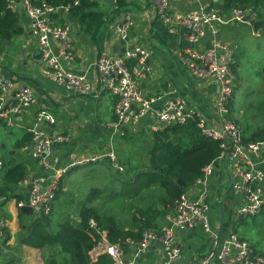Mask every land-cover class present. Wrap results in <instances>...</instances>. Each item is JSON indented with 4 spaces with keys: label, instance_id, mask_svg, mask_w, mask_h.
<instances>
[{
    "label": "built area",
    "instance_id": "2783aa9c",
    "mask_svg": "<svg viewBox=\"0 0 264 264\" xmlns=\"http://www.w3.org/2000/svg\"><path fill=\"white\" fill-rule=\"evenodd\" d=\"M96 1L102 7H108L111 14L119 13L110 22L107 45L96 50L95 57L79 72L70 68L80 54L73 38L74 27L68 16V7L21 0L32 22L42 73L70 92L95 97L107 92L115 96L116 119L109 125L111 137L122 138L128 132L136 133L141 126L154 132L173 124L194 121L201 133L219 143L221 151L212 163L204 167L203 176L175 200L173 209L162 217L157 228L146 229L136 242L127 239L131 244L129 250L120 244L110 243L106 231L97 230V223L92 219L90 225L102 235L90 251L92 261L106 253L114 264H142L151 257L152 247L159 240L162 246L156 264H181L184 255L177 231L187 232L199 227L210 238V252L197 262L185 264H264L263 253L255 250L233 228L222 232L219 221L213 225L211 215L214 202L211 194L215 189L210 188V183L217 171L224 172L238 199L232 215L234 222L264 209V133L247 140V134L231 115L237 46L220 37L224 26L250 23L254 17L241 8L225 13L212 0H145L137 12L125 8L127 6L119 7V0ZM126 2L132 3L131 0ZM178 3L189 6L186 10H179ZM155 15L171 33L181 32L187 41L175 52L177 63L193 79L215 83L209 92V113L193 107L178 92L165 77L161 64L152 60L149 38L138 35L134 30L144 21L147 24L151 22ZM116 42L125 51L114 53L112 45ZM2 57L0 51V60ZM35 102L36 95L31 85L0 72V121L12 124ZM56 122L52 111L41 108L26 128L32 134V140L22 146L49 172L34 178L28 199L18 201L20 207H31L37 216L51 213L62 177L72 167L109 159L122 169L112 139L104 149L90 154L71 152L68 162L62 164L57 145L69 143L72 135L52 129ZM3 171L4 161L0 158V182ZM216 198L219 200L218 196ZM6 200V196L0 195V205ZM5 238L0 226V242Z\"/></svg>",
    "mask_w": 264,
    "mask_h": 264
},
{
    "label": "crops",
    "instance_id": "0c3cea01",
    "mask_svg": "<svg viewBox=\"0 0 264 264\" xmlns=\"http://www.w3.org/2000/svg\"><path fill=\"white\" fill-rule=\"evenodd\" d=\"M8 1V6L19 13V27L23 28V33L16 38L15 43H11L5 49L4 53L1 52L3 57L0 60V72L14 76L16 80L31 85L35 91L36 102L26 109L22 115L17 116L12 124L8 125V128L0 125V129L11 132L18 127L22 131L19 136L21 137L26 132V128L32 124L36 113L41 108H47L52 111L51 109L55 105L59 112L58 115L54 113L57 122L51 128L72 135V140L69 143L57 145V154L62 164L68 162V154L71 152L90 154L104 149L111 143V139L120 161L125 156L124 149L120 148V141L123 138L111 137V128L109 127L110 123L116 119L114 106L117 98L107 92L98 97L70 92L63 85L55 83L45 76L42 73L39 57L37 56L39 48L33 34L32 22L23 6L17 1ZM131 1L132 3L128 4L130 6L127 5L125 8L137 12L138 9L142 8L145 0ZM214 1L217 2L218 0ZM221 3H223V0H221ZM187 6L189 5L186 3L177 4L179 10H186ZM248 12L252 14L251 11L248 10ZM118 13L119 11L110 14L96 42H91L85 37L81 32L80 26L74 19L72 20L74 27L73 38L80 54L71 63L70 68L72 70L81 72L85 69L84 67H86L88 62L95 57L96 50L107 45L110 39V22ZM252 16L255 19V14H252ZM257 20L260 19L258 18ZM254 21L250 23L240 22L233 27L230 25L224 26L220 35L221 39L225 41L232 40L233 30L243 24L252 27L257 36H262L264 34V26L255 31L253 28ZM134 30L138 35L149 38L153 49L152 60L161 64L165 77L176 86L178 92L193 107L209 113L210 108L208 103L211 99L209 92H211L215 83L193 79L185 68L175 60L176 50L187 43L182 33H171L156 15L154 18L152 17L151 22L147 24L144 21L135 27ZM225 31H230L229 35L225 34ZM34 43L36 44L35 47ZM239 45L237 44V48ZM59 113L63 114L67 119H61ZM145 130L147 128L141 126L138 132L144 133ZM15 142L12 145L10 154L13 155L15 160L25 164L28 170L27 177L19 185L18 193L22 195V199H28L32 188V180L38 176L48 175L49 172L29 152L24 151L22 146L15 148ZM0 144L2 149L7 148V144L4 141H0ZM2 149H0V157H3L1 156ZM5 158H10V156H6ZM108 160L95 162L104 165ZM228 183L229 181H227L223 171H217L212 176L210 183L211 189L218 188L220 191L218 195L220 201L216 198L217 200L212 202L211 215L213 225H216L219 221L222 232H226L230 228L234 229L235 227L232 215L238 199L233 194L230 185H227ZM19 200L12 198L0 205V226L7 237L6 240L4 239L0 242V264H5L8 260H12V264H46L43 250L17 241L21 231V222L27 223L34 216L33 212L26 210L25 214H20ZM177 239L184 255L181 264L188 263L189 261L197 262L198 259L203 258L210 252V238L199 227L187 232L177 231ZM161 246L162 244L159 240L155 242L152 247L151 257L145 259L142 264H156L159 261Z\"/></svg>",
    "mask_w": 264,
    "mask_h": 264
},
{
    "label": "trees",
    "instance_id": "16d2710c",
    "mask_svg": "<svg viewBox=\"0 0 264 264\" xmlns=\"http://www.w3.org/2000/svg\"><path fill=\"white\" fill-rule=\"evenodd\" d=\"M32 1L35 4L47 2L53 6H67L70 20L75 19L82 34L91 42L97 41L111 14L109 9L103 8L96 0ZM8 2L0 0V51L3 53L23 33V28L19 27V13L11 9ZM212 2L219 5L225 13L241 8L255 14L254 20L264 19V0ZM117 4L119 7L128 5L126 0H119ZM248 14L252 16L251 13ZM0 125L8 128L4 121H0ZM263 133L264 129L245 137L247 140L256 139ZM31 140L32 134L26 131L16 140L15 148L30 143ZM220 151L219 143L201 133L194 121L154 131L148 142V160L136 163L123 155L120 164L126 168L125 173L116 169L117 172L112 176L117 183L116 187L110 185V190L106 193L107 198L120 197L129 202L126 207L131 219L128 222L123 223L116 213L103 208L101 202L95 204L93 201H83L76 213L77 219L67 216L58 221L51 212L34 215L27 223L21 222L17 241L43 250L46 264H114L112 257L106 253L101 254L97 261H92L90 251L102 237L97 230L106 231L110 243L120 244L129 250L131 244L127 239L136 242L146 229L157 228L161 217L167 215L173 209L175 200L203 176L204 167L212 163ZM9 156L10 158L0 157L4 161L0 195L6 196L7 200H19L22 195L18 193V188L27 177L28 170L13 155ZM25 212L24 207H20V214ZM248 217L235 221V224L243 223ZM92 219L97 223V230L90 225ZM234 230L241 238L247 239L236 227ZM251 245L256 250L252 243ZM11 263L12 260H8L5 264Z\"/></svg>",
    "mask_w": 264,
    "mask_h": 264
},
{
    "label": "rangeland",
    "instance_id": "374dc122",
    "mask_svg": "<svg viewBox=\"0 0 264 264\" xmlns=\"http://www.w3.org/2000/svg\"><path fill=\"white\" fill-rule=\"evenodd\" d=\"M103 8L108 9L106 6ZM237 24L228 25L233 27ZM229 33L230 31H225V34L229 35ZM232 33V40L228 41L233 46L240 45L235 51L234 73L236 78L231 115L237 120L245 133L251 135L264 129V34L257 36L252 27L244 24L239 25L238 28L236 27ZM35 45L34 43V47ZM51 110L53 114L58 115L59 111L55 105ZM59 115L61 119H67L63 114L59 113ZM21 132L18 127L11 132L0 129V141L7 144V148L1 150V156H9L12 145H14ZM151 134L150 130H145L144 133L128 132L120 141V148L124 149V155L136 163L146 162L148 160V142ZM119 162L121 163V160L119 161L118 156V164H120ZM121 167L122 169L119 166L116 167L111 160H108L104 165L89 162L70 169L62 177L63 181L61 180L59 191L53 202L51 211L53 212V218L58 221L65 219L67 216L77 219L76 213L83 201H93L95 204L101 202L103 208L116 213L123 223L128 222L131 219L130 211L126 207L129 202L125 198L106 197L110 185L116 187L117 183L112 178L113 173L117 172L116 169L125 173L126 168L122 165ZM227 185H230V182ZM219 192V189L212 192L211 196H214V201ZM162 219L161 217L160 222ZM237 223L235 227L239 233L245 235L246 240L251 242L257 251L264 253V209L258 214L246 218L243 223Z\"/></svg>",
    "mask_w": 264,
    "mask_h": 264
},
{
    "label": "water",
    "instance_id": "95a60500",
    "mask_svg": "<svg viewBox=\"0 0 264 264\" xmlns=\"http://www.w3.org/2000/svg\"><path fill=\"white\" fill-rule=\"evenodd\" d=\"M13 1H17V2L22 6V2H21V0H13ZM74 20H75V19H74ZM263 26H264V20H263V19L256 20V21H254V23H253V28H254L255 31L259 30V29L262 28ZM112 51H113L114 53H117V52H119V51H125V48H124V47H120L119 43L116 42V43H114V44L112 45ZM143 85H145V83H144ZM24 210L29 211V212H32V209H31V207H29V206L24 207ZM222 215H223V213H222Z\"/></svg>",
    "mask_w": 264,
    "mask_h": 264
}]
</instances>
